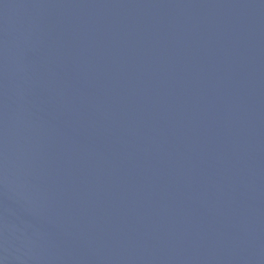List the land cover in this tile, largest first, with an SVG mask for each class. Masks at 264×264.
Returning a JSON list of instances; mask_svg holds the SVG:
<instances>
[{
    "label": "water",
    "instance_id": "1",
    "mask_svg": "<svg viewBox=\"0 0 264 264\" xmlns=\"http://www.w3.org/2000/svg\"><path fill=\"white\" fill-rule=\"evenodd\" d=\"M0 264H264V0H0Z\"/></svg>",
    "mask_w": 264,
    "mask_h": 264
}]
</instances>
